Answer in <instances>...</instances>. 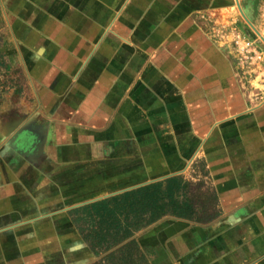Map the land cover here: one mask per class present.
<instances>
[{
	"label": "rangeland",
	"instance_id": "374dc122",
	"mask_svg": "<svg viewBox=\"0 0 264 264\" xmlns=\"http://www.w3.org/2000/svg\"><path fill=\"white\" fill-rule=\"evenodd\" d=\"M239 1L264 35V0ZM116 31L123 36L112 42L124 52V90L120 102L108 104L107 146L150 153L137 155L128 172L111 156L104 171L76 166L70 185L77 200L61 198L55 211L68 219L84 200L180 174L218 193L219 175L225 195L244 184L255 189L264 164V42L236 0H0V150L20 127L6 137V126L39 113L35 70L44 42L59 45L60 36L77 32L101 42ZM60 174L63 184L71 172ZM65 221L58 227L63 246L45 250L44 264L97 263L100 256ZM48 224L45 218L46 234Z\"/></svg>",
	"mask_w": 264,
	"mask_h": 264
},
{
	"label": "crops",
	"instance_id": "0c3cea01",
	"mask_svg": "<svg viewBox=\"0 0 264 264\" xmlns=\"http://www.w3.org/2000/svg\"><path fill=\"white\" fill-rule=\"evenodd\" d=\"M124 21L116 24L120 32ZM116 34L113 38L107 34L101 42V36L94 42L78 32L60 36L59 45L44 42L48 44L42 46L43 56L35 70L39 113L14 119L6 126L8 136L20 125L0 150V264H44L45 250L63 246L60 219H66L69 233L78 231L69 215L67 219L65 213L55 211L61 198L77 200L70 185L76 166L83 171L96 167L104 171L111 156L113 161H123L128 172L137 155L150 153L134 146H107L108 104L120 102L124 90V52L112 42L123 36ZM61 40L68 46L61 45ZM60 137L65 142L62 146ZM61 170L71 172L63 184ZM259 174L255 189L244 184L246 188L236 187L228 195L223 177L217 176L221 214L215 219L202 223L168 214L133 237L151 264H264V164ZM143 183L148 184L128 187ZM45 210L51 213L45 215ZM45 218L51 222L47 234ZM6 252L8 258L3 257Z\"/></svg>",
	"mask_w": 264,
	"mask_h": 264
},
{
	"label": "trees",
	"instance_id": "16d2710c",
	"mask_svg": "<svg viewBox=\"0 0 264 264\" xmlns=\"http://www.w3.org/2000/svg\"><path fill=\"white\" fill-rule=\"evenodd\" d=\"M217 203L213 185L180 174L86 203L69 214L88 248L100 256L93 264H151L135 232L168 214L209 222L221 214Z\"/></svg>",
	"mask_w": 264,
	"mask_h": 264
},
{
	"label": "water",
	"instance_id": "95a60500",
	"mask_svg": "<svg viewBox=\"0 0 264 264\" xmlns=\"http://www.w3.org/2000/svg\"><path fill=\"white\" fill-rule=\"evenodd\" d=\"M236 2H237V6H238V8H239V10H240V12H241V14L243 15V17L246 19V21L248 22V24L252 27V29L256 32V34L263 40V42H264V35L261 33V31L254 25V23H253V21L248 17V15L246 16L244 13H243V11H242V8H241V4H240V1L239 0H236ZM166 178V177H165ZM164 179V178H163ZM157 180H161L160 178H158V179H154V180H151V181H148V182H146V183H149V182H153V181H157ZM143 184H145V183H143ZM143 184H140V185H143ZM137 186H139V185H136V186H132V187H128V188H125V189H122V190H120V191H118V192H114V193H111V194H107V195H105L104 197H107V196H110V195H114V194H117V193H120V192H123V191H125V190H128V189H131V188H134V187H137ZM100 198H103V197H98V198H95V199H92V200H89V201H86V202H83V203H89V202H92V201H95V200H97V199H100ZM83 203H80V204H78L79 206L82 204L83 205ZM77 205V206H78Z\"/></svg>",
	"mask_w": 264,
	"mask_h": 264
},
{
	"label": "bare ground",
	"instance_id": "6f19581e",
	"mask_svg": "<svg viewBox=\"0 0 264 264\" xmlns=\"http://www.w3.org/2000/svg\"><path fill=\"white\" fill-rule=\"evenodd\" d=\"M236 3H237V2H236ZM241 8H242V6H241ZM242 11H243V13L246 15V12L244 11L243 8H242ZM246 16H247V15H246ZM254 25H255V24H254ZM249 26H250V25H249ZM255 26H256V25H255ZM250 27H251V26H250ZM251 28H252V27H251ZM16 128H17V127H16ZM16 128H14V129H16ZM13 131H14V130H13ZM9 135H10V134H9ZM9 135H8V136H9ZM8 136H7V137H8Z\"/></svg>",
	"mask_w": 264,
	"mask_h": 264
}]
</instances>
